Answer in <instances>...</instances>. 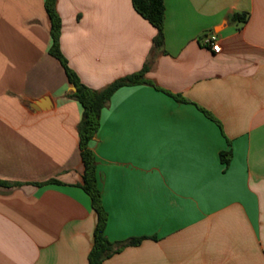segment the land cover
<instances>
[{"label": "crops", "instance_id": "0c3cea01", "mask_svg": "<svg viewBox=\"0 0 264 264\" xmlns=\"http://www.w3.org/2000/svg\"><path fill=\"white\" fill-rule=\"evenodd\" d=\"M45 2L0 0V264H89L98 222L82 188L83 106L50 53ZM164 5L155 48L132 0H56L83 84L148 67L91 141L106 236L141 239L103 264H264V0ZM211 33L219 53L202 44Z\"/></svg>", "mask_w": 264, "mask_h": 264}, {"label": "trees", "instance_id": "16d2710c", "mask_svg": "<svg viewBox=\"0 0 264 264\" xmlns=\"http://www.w3.org/2000/svg\"><path fill=\"white\" fill-rule=\"evenodd\" d=\"M132 4L136 12L156 28L157 35L154 38V46L155 48H161L164 44V0H132ZM45 9L51 19L53 43L50 53L61 62L69 83L75 87V91L70 95L71 98L79 101L83 106V116L78 126L81 158L84 164L82 188L89 195L92 207L98 216L94 232V243L89 254V264H103L105 260L120 252L123 248L138 245L141 239H130L127 242H112L106 236L107 213L102 204V195L98 185L97 160L91 149V141L99 129L102 111L109 103L113 94L123 86L144 82L148 67L145 66L137 74L115 81L103 90L89 88L80 81L77 74L69 67L67 59L61 51L60 36L62 22L56 10V0H46ZM233 19L245 20L240 15L234 16ZM51 182L57 181L53 180ZM8 184V182L0 180L1 186Z\"/></svg>", "mask_w": 264, "mask_h": 264}, {"label": "built area", "instance_id": "2783aa9c", "mask_svg": "<svg viewBox=\"0 0 264 264\" xmlns=\"http://www.w3.org/2000/svg\"><path fill=\"white\" fill-rule=\"evenodd\" d=\"M202 44L214 53H219L221 51L220 40L216 33H211L204 36L202 39Z\"/></svg>", "mask_w": 264, "mask_h": 264}, {"label": "water", "instance_id": "95a60500", "mask_svg": "<svg viewBox=\"0 0 264 264\" xmlns=\"http://www.w3.org/2000/svg\"><path fill=\"white\" fill-rule=\"evenodd\" d=\"M74 90H75V87H74ZM41 105H42V107H44V108L47 107V106H49V104H48V100L43 101V102L41 103ZM35 108L38 109L37 106H35Z\"/></svg>", "mask_w": 264, "mask_h": 264}]
</instances>
